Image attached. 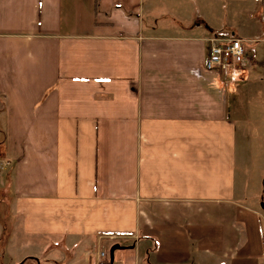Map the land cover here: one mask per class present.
Returning <instances> with one entry per match:
<instances>
[{
  "label": "crops",
  "instance_id": "obj_1",
  "mask_svg": "<svg viewBox=\"0 0 264 264\" xmlns=\"http://www.w3.org/2000/svg\"><path fill=\"white\" fill-rule=\"evenodd\" d=\"M211 38L241 40V77L205 70ZM256 91L264 0H0V264H90L82 240L119 245L112 264H264L254 213L198 219L245 199Z\"/></svg>",
  "mask_w": 264,
  "mask_h": 264
},
{
  "label": "rangeland",
  "instance_id": "obj_2",
  "mask_svg": "<svg viewBox=\"0 0 264 264\" xmlns=\"http://www.w3.org/2000/svg\"><path fill=\"white\" fill-rule=\"evenodd\" d=\"M246 54L251 58L257 54V48H248ZM250 107L246 110L248 119L238 123V155L236 160L237 184L240 186L239 193H245V199L240 204L222 205L205 209L202 214H199L198 219L214 222L216 225H221L228 228L232 220H235V211L241 209L243 214H253L260 222V239L264 244V93L254 92L248 99ZM246 135L243 137L242 133ZM2 137L0 136V143ZM1 184V182H0ZM1 186V185H0ZM3 192L0 189V262L7 263L9 261V246L7 242L12 230V219L7 215V208L10 207L4 202ZM3 218V219H2ZM81 250L77 254H86L89 252L91 258L90 264H96V252L100 249L108 252L113 245V242L106 240L99 246H94L88 241L80 242ZM30 248L26 247L22 250H16L12 254L15 258L27 255ZM83 250H85L83 252ZM37 252H39L37 250ZM29 255V254H28ZM30 255H32L30 253ZM62 258H66L68 253L60 254ZM12 256V257H13ZM11 257V258H12Z\"/></svg>",
  "mask_w": 264,
  "mask_h": 264
},
{
  "label": "built area",
  "instance_id": "obj_3",
  "mask_svg": "<svg viewBox=\"0 0 264 264\" xmlns=\"http://www.w3.org/2000/svg\"><path fill=\"white\" fill-rule=\"evenodd\" d=\"M209 52L205 59V70L223 74L231 79L239 78L245 72L247 60L241 40L237 38L208 39ZM96 264H110L108 252H96Z\"/></svg>",
  "mask_w": 264,
  "mask_h": 264
},
{
  "label": "water",
  "instance_id": "obj_4",
  "mask_svg": "<svg viewBox=\"0 0 264 264\" xmlns=\"http://www.w3.org/2000/svg\"><path fill=\"white\" fill-rule=\"evenodd\" d=\"M121 247L119 245H114L110 248L109 250V259H110V264L113 263V259H114V251L117 249H120Z\"/></svg>",
  "mask_w": 264,
  "mask_h": 264
}]
</instances>
